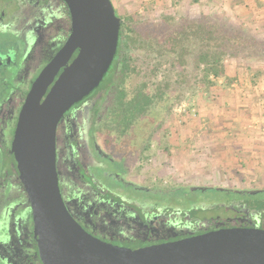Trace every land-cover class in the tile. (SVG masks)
<instances>
[{
    "label": "flooded vegetation",
    "instance_id": "obj_1",
    "mask_svg": "<svg viewBox=\"0 0 264 264\" xmlns=\"http://www.w3.org/2000/svg\"><path fill=\"white\" fill-rule=\"evenodd\" d=\"M71 32V11L63 0H0V264H43L11 152L26 99ZM116 76L73 105L56 126L58 184L76 223L92 237L125 249L225 229L264 230V198H240L258 196L264 188L176 181L168 170H176L182 146L153 144L166 141L162 129L135 136L130 115L121 113L125 99L115 87ZM198 188L237 197L197 202L192 193Z\"/></svg>",
    "mask_w": 264,
    "mask_h": 264
},
{
    "label": "water",
    "instance_id": "obj_2",
    "mask_svg": "<svg viewBox=\"0 0 264 264\" xmlns=\"http://www.w3.org/2000/svg\"><path fill=\"white\" fill-rule=\"evenodd\" d=\"M63 1L71 11V35L34 83L11 152L33 212L42 263L264 264V230L225 229L172 243L125 249L92 237L76 223L58 184L56 126L66 111L101 82L115 79L122 19L111 0ZM76 50L78 55L65 67ZM62 67L65 69L55 81Z\"/></svg>",
    "mask_w": 264,
    "mask_h": 264
},
{
    "label": "rangeland",
    "instance_id": "obj_3",
    "mask_svg": "<svg viewBox=\"0 0 264 264\" xmlns=\"http://www.w3.org/2000/svg\"><path fill=\"white\" fill-rule=\"evenodd\" d=\"M111 1L119 18L123 21L133 18L138 31L151 38L161 37L167 29L165 17L180 24L209 18L228 30L248 32L264 45V0ZM131 55L143 70L155 62V55H151V60H146L142 52ZM225 65L227 78L232 81L220 78L209 89L193 83L161 128L165 130L166 141L153 144L182 146L176 170L168 172H173L176 181L184 186L264 188V161L257 152L260 149L257 143L264 139V58H248L237 52L226 58ZM168 71L175 76L180 68L169 61L164 63L159 79ZM136 126L133 129L137 137L147 136L152 130L147 121ZM192 194L197 202L237 197L201 188ZM240 198H264V193Z\"/></svg>",
    "mask_w": 264,
    "mask_h": 264
},
{
    "label": "trees",
    "instance_id": "obj_4",
    "mask_svg": "<svg viewBox=\"0 0 264 264\" xmlns=\"http://www.w3.org/2000/svg\"><path fill=\"white\" fill-rule=\"evenodd\" d=\"M115 11L117 14L116 8ZM127 20H122L119 31L116 81L120 97L125 99L121 113L124 117L130 115V128L137 129L136 125L147 121L152 130H160L193 83L209 89L220 78L231 82L225 65L229 55L238 52L248 58H264V45L252 34L228 30L209 18L180 24L165 17L167 29L161 37L153 38L138 31L133 18ZM132 52H142L146 60L155 55V62L143 70ZM168 61L179 67L180 72L173 76L168 71L159 79Z\"/></svg>",
    "mask_w": 264,
    "mask_h": 264
},
{
    "label": "crops",
    "instance_id": "obj_5",
    "mask_svg": "<svg viewBox=\"0 0 264 264\" xmlns=\"http://www.w3.org/2000/svg\"><path fill=\"white\" fill-rule=\"evenodd\" d=\"M262 141V142H261ZM259 143H257L258 144V147L261 149H259L257 152H259L260 153V158H261V160H263L264 161V139L263 140H261ZM256 152V153H257Z\"/></svg>",
    "mask_w": 264,
    "mask_h": 264
}]
</instances>
